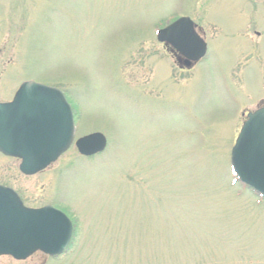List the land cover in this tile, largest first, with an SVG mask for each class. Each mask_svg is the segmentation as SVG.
Returning <instances> with one entry per match:
<instances>
[{"label": "rangeland", "instance_id": "obj_1", "mask_svg": "<svg viewBox=\"0 0 264 264\" xmlns=\"http://www.w3.org/2000/svg\"><path fill=\"white\" fill-rule=\"evenodd\" d=\"M181 15L206 43L185 70L155 38ZM263 29L259 0H0V102L26 80L55 86L74 139L107 141L29 176L0 154V184L73 225L61 257L0 264H264V198L230 168L244 114L264 103Z\"/></svg>", "mask_w": 264, "mask_h": 264}, {"label": "water", "instance_id": "obj_2", "mask_svg": "<svg viewBox=\"0 0 264 264\" xmlns=\"http://www.w3.org/2000/svg\"><path fill=\"white\" fill-rule=\"evenodd\" d=\"M156 39L175 49L187 68L206 50L187 16L159 29ZM74 131L71 107L56 87L24 81L10 101L0 102V152L18 158L24 175L55 161L70 146ZM74 145L89 156L101 152L106 139L93 132L77 138ZM230 164L241 183L264 196V106L247 114L231 148ZM71 233L63 212L50 205L26 207L13 189L0 185V255L22 260L41 251L56 256L65 251Z\"/></svg>", "mask_w": 264, "mask_h": 264}, {"label": "flooded vegetation", "instance_id": "obj_3", "mask_svg": "<svg viewBox=\"0 0 264 264\" xmlns=\"http://www.w3.org/2000/svg\"><path fill=\"white\" fill-rule=\"evenodd\" d=\"M261 3H263L264 4V0H259ZM184 16H186V15H184ZM189 17V16H188ZM190 19H191V21H192V23H193V26H194V30H195V32L199 35V37H201L202 39H203V41H204V32H203V30H202V26H201V22L199 21V19H197V21H199V22H197L196 20H194V17L193 18H191V17H189ZM196 19V18H195ZM254 26V25H253ZM263 31H264V29H263ZM254 33H255V35L257 36V37H259L260 36V32H258L257 30H255L254 31ZM205 42V41H204ZM206 44V43H205ZM163 45V47H164V49L166 50V51H168L167 53L169 54V56L174 60V64L180 69V70H185V69H189V68H186V67H184L183 65H182V63L180 62L181 60H182V56L175 50V49H173L170 45H168V44H162ZM180 60V61H179ZM201 60V59H200ZM199 60V61H200ZM199 61H197V62H195L194 64H196V63H198ZM264 106V103L262 102V103H260V105H258V106H256L254 109H252V110H248V111H246V113L247 112H253L254 110H257V109H259V108H261V107H263ZM6 157V156H5ZM18 194V193H17ZM64 253H66V251L64 252ZM64 253H62V254H60V255H58V256H56V257H49V258H58V257H61ZM45 255V254H44ZM47 257H48V255H47Z\"/></svg>", "mask_w": 264, "mask_h": 264}]
</instances>
